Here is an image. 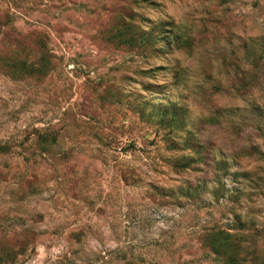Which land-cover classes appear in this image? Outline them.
I'll return each instance as SVG.
<instances>
[{
    "label": "rangeland",
    "instance_id": "374dc122",
    "mask_svg": "<svg viewBox=\"0 0 264 264\" xmlns=\"http://www.w3.org/2000/svg\"><path fill=\"white\" fill-rule=\"evenodd\" d=\"M0 145V264H264V0H0Z\"/></svg>",
    "mask_w": 264,
    "mask_h": 264
},
{
    "label": "trees",
    "instance_id": "16d2710c",
    "mask_svg": "<svg viewBox=\"0 0 264 264\" xmlns=\"http://www.w3.org/2000/svg\"><path fill=\"white\" fill-rule=\"evenodd\" d=\"M0 150H4V146L0 145ZM217 234H211L212 242L211 244L216 247H226L227 245V239L226 238H221V239H216Z\"/></svg>",
    "mask_w": 264,
    "mask_h": 264
}]
</instances>
